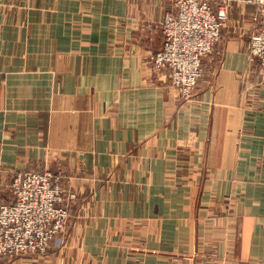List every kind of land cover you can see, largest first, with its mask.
<instances>
[{
    "label": "crops",
    "instance_id": "crops-1",
    "mask_svg": "<svg viewBox=\"0 0 264 264\" xmlns=\"http://www.w3.org/2000/svg\"><path fill=\"white\" fill-rule=\"evenodd\" d=\"M261 7L230 0L185 100L152 61L168 0H0V204L24 171L78 196L46 255L0 264H264Z\"/></svg>",
    "mask_w": 264,
    "mask_h": 264
},
{
    "label": "built area",
    "instance_id": "built-area-1",
    "mask_svg": "<svg viewBox=\"0 0 264 264\" xmlns=\"http://www.w3.org/2000/svg\"><path fill=\"white\" fill-rule=\"evenodd\" d=\"M241 1L262 6L249 53L251 60H258L264 76V0ZM168 2L170 8L161 24L164 44L153 56V66L169 72L172 87L189 100L203 77L205 58L221 40L230 0ZM11 190L13 201L0 204V258L46 255L53 241L66 232L77 194L67 192L61 177L50 171L18 172Z\"/></svg>",
    "mask_w": 264,
    "mask_h": 264
},
{
    "label": "rangeland",
    "instance_id": "rangeland-1",
    "mask_svg": "<svg viewBox=\"0 0 264 264\" xmlns=\"http://www.w3.org/2000/svg\"><path fill=\"white\" fill-rule=\"evenodd\" d=\"M243 4H246V3L243 2ZM246 5H247V4H246ZM247 6H248V5H247ZM167 11H168V10H167ZM165 15H166V14H165ZM152 25L154 26L153 23H149V24H147V25H146L147 29H148V30H150V29L152 30V27H153ZM183 99H184V98H183ZM185 100H186V99H185ZM189 100H190V99H189ZM64 188H65V187H64ZM65 189H66V188H65ZM73 204H74V203H73ZM72 206H73V205H72ZM68 224H69V223H68ZM67 228H68V227H67ZM65 233H67V230H66ZM65 233H64V234H65ZM0 260H2V259L0 258Z\"/></svg>",
    "mask_w": 264,
    "mask_h": 264
}]
</instances>
